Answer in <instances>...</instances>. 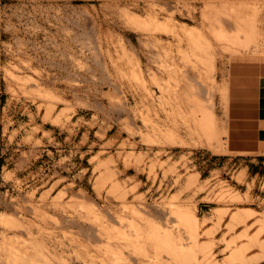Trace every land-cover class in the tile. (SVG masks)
<instances>
[{
    "label": "rangeland",
    "instance_id": "374dc122",
    "mask_svg": "<svg viewBox=\"0 0 264 264\" xmlns=\"http://www.w3.org/2000/svg\"><path fill=\"white\" fill-rule=\"evenodd\" d=\"M263 73L264 0H0V264H264Z\"/></svg>",
    "mask_w": 264,
    "mask_h": 264
},
{
    "label": "crops",
    "instance_id": "0c3cea01",
    "mask_svg": "<svg viewBox=\"0 0 264 264\" xmlns=\"http://www.w3.org/2000/svg\"><path fill=\"white\" fill-rule=\"evenodd\" d=\"M233 136L238 154L247 162L264 164V73L251 76L243 86L235 80Z\"/></svg>",
    "mask_w": 264,
    "mask_h": 264
},
{
    "label": "bare ground",
    "instance_id": "6f19581e",
    "mask_svg": "<svg viewBox=\"0 0 264 264\" xmlns=\"http://www.w3.org/2000/svg\"><path fill=\"white\" fill-rule=\"evenodd\" d=\"M134 27V26H133ZM235 31V30H234ZM195 33V32H194ZM220 33V32H219ZM193 34V33H192ZM223 34V33H222ZM194 36V35H193ZM220 36V34L217 36V37H219ZM189 37V36H188ZM192 37V36H191ZM195 37V36H194ZM200 37V36H199ZM193 38V37H192ZM234 39V38H233ZM190 40H191V38H190ZM238 40V39H237ZM236 40V41H237ZM194 41V40H193ZM192 41V42H193ZM200 41V40H199ZM194 43H195V41H194ZM237 44V43H236ZM239 45V44H238ZM234 45H232V47H233ZM237 46V45H236ZM240 46V45H239ZM243 46V45H242ZM230 47V46H229ZM234 48V47H233ZM236 50V49H235ZM233 51V50H232ZM234 52V51H233ZM235 53V52H234ZM207 65V64H206ZM213 66H214V64H212ZM212 67V66H211ZM209 68V67H208ZM213 69H214V67H213ZM212 70V69H211ZM224 92H225V90H224ZM226 93V92H225ZM224 94V93H223ZM190 96V95H189ZM44 97V96H43ZM227 97V96H226ZM225 97V98H226ZM212 102V101H211ZM210 102V103H211ZM212 106V105H211ZM208 107V106H207ZM206 107V108H207ZM208 109H210V107H208ZM212 109V108H211ZM212 112V111H211ZM203 113V112H202ZM208 113V112H207ZM205 115H207V117H209V119H207L206 118V120L208 121V123H207V125L202 121V123H201V126H203L204 124L206 125H204V127H202V128H204V130H205V133H207V135H208V137H209V140L210 139H214V137H216V136H213V134L215 135V133H216V131H215V120H214V116H213V114H205ZM209 115V116H208ZM203 116H204V114H203ZM203 116H202V120H204L205 119V116H204V119H203ZM205 121V120H204ZM215 131V132H214ZM187 220H189V219H187ZM190 221V220H189ZM196 221V220H195ZM195 225H196V222H195ZM194 225V226H195ZM165 238H166V234H165ZM167 239V238H166ZM168 241V240H167Z\"/></svg>",
    "mask_w": 264,
    "mask_h": 264
}]
</instances>
